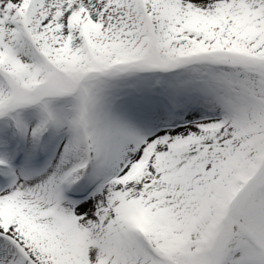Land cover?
I'll list each match as a JSON object with an SVG mask.
<instances>
[{"label":"snow or ice","instance_id":"1","mask_svg":"<svg viewBox=\"0 0 264 264\" xmlns=\"http://www.w3.org/2000/svg\"><path fill=\"white\" fill-rule=\"evenodd\" d=\"M0 264H264V0H0Z\"/></svg>","mask_w":264,"mask_h":264}]
</instances>
